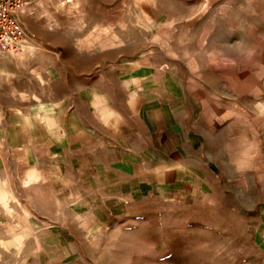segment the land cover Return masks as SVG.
Instances as JSON below:
<instances>
[{"label": "rangeland", "instance_id": "obj_1", "mask_svg": "<svg viewBox=\"0 0 264 264\" xmlns=\"http://www.w3.org/2000/svg\"><path fill=\"white\" fill-rule=\"evenodd\" d=\"M20 19L23 49L0 54L1 98L38 100L73 61L87 75L137 58L185 95L206 88L224 149L208 150V177H126L111 192L0 177V264H264V177L232 173L230 127L238 82L264 62V0H26Z\"/></svg>", "mask_w": 264, "mask_h": 264}, {"label": "crops", "instance_id": "obj_2", "mask_svg": "<svg viewBox=\"0 0 264 264\" xmlns=\"http://www.w3.org/2000/svg\"><path fill=\"white\" fill-rule=\"evenodd\" d=\"M62 66L38 100L30 89L0 97V177H57L72 187L84 179L111 192L129 177H208V150L223 156L224 113L208 117L206 88L185 95L174 77L137 58L87 75H75V61ZM240 82L231 171L264 177V62L253 58Z\"/></svg>", "mask_w": 264, "mask_h": 264}, {"label": "built area", "instance_id": "obj_3", "mask_svg": "<svg viewBox=\"0 0 264 264\" xmlns=\"http://www.w3.org/2000/svg\"><path fill=\"white\" fill-rule=\"evenodd\" d=\"M26 0H0V54L23 49L27 31L20 15Z\"/></svg>", "mask_w": 264, "mask_h": 264}, {"label": "water", "instance_id": "obj_4", "mask_svg": "<svg viewBox=\"0 0 264 264\" xmlns=\"http://www.w3.org/2000/svg\"><path fill=\"white\" fill-rule=\"evenodd\" d=\"M212 168H214V165H211Z\"/></svg>", "mask_w": 264, "mask_h": 264}]
</instances>
